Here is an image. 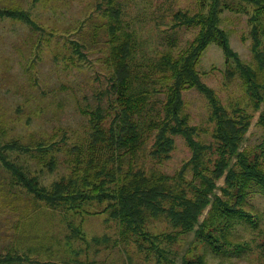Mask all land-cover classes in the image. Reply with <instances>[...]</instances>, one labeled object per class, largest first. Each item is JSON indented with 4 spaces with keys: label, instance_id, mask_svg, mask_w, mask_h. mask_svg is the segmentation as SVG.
Instances as JSON below:
<instances>
[{
    "label": "rangeland",
    "instance_id": "1",
    "mask_svg": "<svg viewBox=\"0 0 264 264\" xmlns=\"http://www.w3.org/2000/svg\"><path fill=\"white\" fill-rule=\"evenodd\" d=\"M225 1L239 9L223 8L216 26L223 29L230 48L256 67L251 51L254 5L242 0ZM211 5L212 0H0L1 10L5 7L27 10L40 26L34 31L22 19L7 13L0 15V136L4 141L18 139L30 150H34L37 142L54 144L49 151V155H55L54 169L36 163L30 152L23 153V166L38 176L42 185L68 178L75 158L72 146L87 147L88 110L99 105L105 107L114 98L112 92L108 99L107 64L101 59L109 53L108 36L131 41L133 34L132 41L139 55L143 54L142 57L137 54V59L147 61L148 57V61L154 62L148 64L152 69L166 53L170 66L174 63L179 67L183 57L195 52V44L202 41L198 21L202 14H209ZM215 12L218 14V7ZM191 17L197 23H188ZM261 26L257 25L258 35L264 39ZM72 41L80 44L81 56L73 50ZM199 55L195 68L202 83L214 89L228 110L241 107L249 116V126L239 141L238 151L247 160L260 162L258 168L264 172L261 145L264 128L257 123L264 102L256 107L238 73L232 71L234 64L225 63L223 50L215 41H208ZM169 69L166 73L155 70L157 84L153 88H161L147 93L151 102H165L172 92L175 77L169 78L172 71ZM179 91L183 100L179 114L186 115L187 124L194 126V138L211 147L203 151L202 158L204 165L212 168L218 158L215 151L218 139L212 136L214 121L210 119L208 100L197 88H185V83L180 84ZM169 133L173 147L168 158L155 157L154 135L150 134L137 155L116 175H134L140 167L145 173L177 176L192 151L182 135ZM234 156L231 165L236 160ZM183 172L185 180L191 179V165ZM3 176L0 172V219L16 220L22 215L21 220H37L29 228L46 232L52 246L58 243L56 249L60 254L52 258V264H181L184 258L196 257L202 264H264V190L251 181L247 182L250 186L241 190L243 194L237 195L236 188L227 186L223 176L216 180L213 192L236 211L244 212L249 222L238 212L232 215L217 212V223H222L224 231L222 235L218 229L208 233V238L217 243L215 250L193 230L178 234L160 215L149 220L148 227L151 235L159 237H152L151 244L146 239L135 240L132 231L126 232L120 215L113 213L108 198L84 202L75 212L48 205L34 206L37 201L22 187L23 190L6 183ZM116 187L115 183L109 184L114 191ZM223 187L231 197L223 193ZM208 209L201 212L198 222L207 221ZM6 229L0 227L1 251Z\"/></svg>",
    "mask_w": 264,
    "mask_h": 264
},
{
    "label": "trees",
    "instance_id": "2",
    "mask_svg": "<svg viewBox=\"0 0 264 264\" xmlns=\"http://www.w3.org/2000/svg\"><path fill=\"white\" fill-rule=\"evenodd\" d=\"M242 1L254 5L251 14V22L255 23L252 26L251 51L256 60V67L243 61L230 48L223 29L216 26L223 8L236 11L239 9V7L230 6L225 0H212L209 14H202V19L198 21L201 26L202 41L195 44L193 49L195 52L183 57L179 67L174 63L170 66V60H167L170 57L167 53L157 60L158 65L154 69L151 65L148 66L149 63H154L148 61V57L147 61L138 60V47L132 41L131 32V41L123 40L118 36L116 39L108 36L109 53L107 52L101 59L107 64L108 99L112 92L114 98L110 102L109 99L105 107L99 105L88 110L87 120L90 130L87 136V147L79 144L72 146L75 158L71 161L70 176L54 180L47 186L40 184L38 176L23 166L21 157L23 153L30 152V156L36 163L44 164L52 170L56 166L55 155L54 153L49 155V151L54 144L37 142L34 150H30L18 139L4 141L0 136V166L9 174L7 183L22 187L35 200L60 210L67 209L75 212L84 202L108 198L111 209H114L113 213L120 215L122 222H125L126 232L132 231L135 240L146 239L151 244L152 237L158 238L159 234L151 235L148 227L151 224L149 220L160 215L178 234H186L193 230L198 238L206 239L207 243L217 250V243L208 238V233L215 229L219 230L220 235L223 234L222 223H217V212L226 215L238 212V216L244 221L249 222V220L244 212L236 211L227 201L213 192L216 180L223 176L224 183L235 187L237 195L243 194L241 190L250 186L248 181L264 190V172L258 168L260 162L247 160L243 152L238 151L239 141L249 126V116L241 107L235 106L229 110L224 107L214 89L202 83L200 73L195 68L200 56L199 51L201 53L208 41H215L223 50L225 63L234 64L235 69L232 71L238 73L256 107L259 108L260 102H264V39L258 35L257 27L262 25V32H264V0ZM217 7L218 14L215 12ZM3 13L22 19L32 29H40L39 24L31 18V13L27 10L5 7L0 9V15H4ZM178 14L176 12L175 16ZM188 23L197 22H194V18L191 17ZM125 35L127 37L128 34ZM72 42H74L73 50L81 56L80 44L77 41ZM142 55L141 53L139 57ZM169 68L172 69L169 78L175 77L172 92L168 94L165 102L160 100L151 102L147 93L161 88V86L153 88L157 84L153 75L155 70L166 73L170 70ZM179 83L182 85L185 83V88H197L208 100L210 119L214 121L212 136L218 139V146L215 148V151H218V158L213 162L212 168L204 165L202 158L203 151L211 147H205L208 145L194 138V126L187 124L186 115L179 114L183 104ZM107 118H109L108 125H106ZM257 123L264 128V106ZM168 132L182 135L192 151L191 158L180 169L177 176L157 172L145 173L141 172L143 168L140 167L134 175H116L122 172L123 165L130 158L137 155V151L144 143L146 144V137L150 134L154 135L152 146L156 145V149L152 150L153 153L156 151L155 157L163 155L164 158H168L173 147V140L167 136ZM261 145L264 147V139ZM233 156L236 160L231 165ZM189 165H191V179L185 180L183 170H186ZM112 183L117 185V191L109 188V184ZM222 191L225 195L232 196L231 193L226 192V187H223ZM206 207L209 208L207 221L198 222V217ZM216 224L219 228L215 227ZM262 244L264 246V239ZM181 264H202V260L199 257L193 260L184 258Z\"/></svg>",
    "mask_w": 264,
    "mask_h": 264
},
{
    "label": "crops",
    "instance_id": "3",
    "mask_svg": "<svg viewBox=\"0 0 264 264\" xmlns=\"http://www.w3.org/2000/svg\"><path fill=\"white\" fill-rule=\"evenodd\" d=\"M21 158L23 159V156ZM0 172L3 173V179L7 183L9 174L1 166ZM13 187L21 189L17 186ZM23 191L27 194L25 190ZM37 202L34 206L43 205L47 208L43 202ZM22 217L19 215L16 220L0 219V227L7 228L3 248L2 251L0 250V264H52V258L60 254L56 249L58 243H54L55 246H52L48 242L46 232L40 233L41 230L33 231L29 228L30 224L36 223L37 220H21ZM44 237L47 239L46 242ZM56 264H63V262Z\"/></svg>",
    "mask_w": 264,
    "mask_h": 264
}]
</instances>
